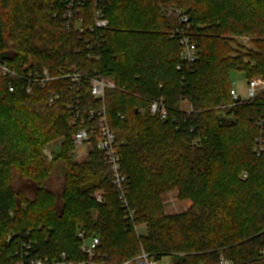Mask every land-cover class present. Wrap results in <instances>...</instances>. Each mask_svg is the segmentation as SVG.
Masks as SVG:
<instances>
[{
    "label": "trees",
    "instance_id": "1",
    "mask_svg": "<svg viewBox=\"0 0 264 264\" xmlns=\"http://www.w3.org/2000/svg\"><path fill=\"white\" fill-rule=\"evenodd\" d=\"M66 3L0 0V64L22 76L43 67L53 75L72 67L100 70L116 85L106 105L135 220L125 218L103 155L95 149L73 157L78 128L70 124L66 82L27 93L25 81L0 70V264L28 262L20 255L27 244L30 257L67 253L80 260L79 229L100 238L107 264L142 251L173 264H220L221 256L264 264V153L254 151L264 93L223 110L231 103L233 71L248 82L264 78V0H104L109 27L95 33L96 0L79 5L83 33L77 19L65 18ZM172 9L189 17L198 49L193 64L171 38L180 27L167 15ZM51 90L60 94L53 105ZM161 97L166 121L137 111ZM83 99L93 101L87 89ZM50 144L56 148L48 154ZM56 162L65 167L58 196L47 187ZM172 190L191 202L186 212L166 214L161 200ZM101 192L102 204L94 199ZM145 224L148 233L138 235L135 227Z\"/></svg>",
    "mask_w": 264,
    "mask_h": 264
},
{
    "label": "built area",
    "instance_id": "2",
    "mask_svg": "<svg viewBox=\"0 0 264 264\" xmlns=\"http://www.w3.org/2000/svg\"><path fill=\"white\" fill-rule=\"evenodd\" d=\"M87 1L91 0H67V13L65 18L68 20H76L81 15L80 6H85ZM104 0H96L94 10L95 27L90 29L92 33L101 31L109 27V21L104 17L103 10ZM168 17L176 16L180 27L172 34V39H177L181 46V58L188 64H193L198 58V49L190 35L191 24L189 17L178 9L168 11ZM79 26L77 29L83 33L86 28L82 26L84 20L82 17L77 19ZM99 38V37H98ZM97 38V40H98ZM93 51V47H88ZM91 57V55L89 56ZM93 58L100 61V55L93 54ZM180 69V67H178ZM0 70L3 75H10L17 79H22L27 83L25 89L27 93H32L35 86L41 88L47 87L52 82H66L70 91V98L67 103V111L70 124L77 127L78 130L72 136L74 153L81 156L89 155L95 149L98 150L104 157L109 166L112 175V184L117 191L121 207L124 211L125 218L134 223L135 211L129 203L130 182L124 174L121 157L117 151V137L109 122V113L106 105L107 92L116 89V85L106 78L102 71L95 70L93 73L81 71L78 67H72L67 71L60 70L58 74L53 75L50 71L43 67L42 69L30 71L27 75H18L12 68L6 64H0ZM14 86L10 85L9 91L14 92ZM87 89L90 92L92 103L85 102L83 92ZM261 93H264V78H255L247 83V99H242L236 86L233 84L231 89V103L225 105L223 110L229 112L243 101H254ZM60 98V94L56 90H51L49 93V104L53 105ZM142 115L149 114L161 121L168 119L169 110L166 101L163 97L155 98L142 105L137 110ZM258 126L260 135L256 138L254 151L257 156L264 153V116L259 119ZM246 177V175H245ZM94 199L102 204L104 202L103 194L99 193L94 196ZM138 231V227H135ZM79 241V252L82 259H74L67 253H61L56 258H38L30 257L31 245H26L20 255L22 258H29L28 262L21 261L20 264H107L99 254L101 245L98 236L88 235L85 230L79 229L76 234ZM122 264H164L155 258L149 256L142 251L141 255ZM173 264V263H167ZM220 264H232L223 256L220 257Z\"/></svg>",
    "mask_w": 264,
    "mask_h": 264
},
{
    "label": "rangeland",
    "instance_id": "3",
    "mask_svg": "<svg viewBox=\"0 0 264 264\" xmlns=\"http://www.w3.org/2000/svg\"><path fill=\"white\" fill-rule=\"evenodd\" d=\"M241 42L246 45L247 47H250L248 44V39H242ZM232 83L236 86L238 92L240 93L242 99L246 100L247 99V77L244 73L239 72V71H233L230 75ZM183 109L185 111L190 110L191 106L188 102L183 103L182 105ZM55 145L50 144L48 146V149L45 150L48 154H51L54 149ZM73 157L75 159H82L84 156H81L80 154L74 153L73 151ZM88 155H85L87 157ZM20 183V182H19ZM17 183L16 184V190L21 188V184ZM48 189L54 192L57 196L61 193V191L64 188L65 185V167L62 162H56L52 168L51 171V176H50V181L49 184H47ZM24 195L29 198L33 199L34 198V193L31 191V189H25L24 188ZM99 194V193H97ZM101 194H103L101 192ZM162 206L168 215H177V214H182L188 210V208L191 206V202L188 200H181L179 198V191L177 190H172L169 191L167 194L163 195L162 197ZM138 235H146L148 233V226L145 225H140L138 227V231H136ZM11 237L8 238L10 241ZM9 241H7L9 243ZM163 263H172L171 259L169 257H165L163 259ZM20 264V263H19Z\"/></svg>",
    "mask_w": 264,
    "mask_h": 264
}]
</instances>
